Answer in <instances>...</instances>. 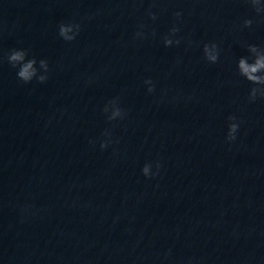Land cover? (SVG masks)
Listing matches in <instances>:
<instances>
[{"label":"clouds","instance_id":"clouds-1","mask_svg":"<svg viewBox=\"0 0 264 264\" xmlns=\"http://www.w3.org/2000/svg\"><path fill=\"white\" fill-rule=\"evenodd\" d=\"M247 3L255 10L257 14L264 13V4L261 0H246ZM149 18L156 20L157 16L151 10L148 12ZM174 16L179 20L182 13L177 11ZM253 21L251 19H245L243 22L244 27H251ZM144 25H140L135 33L136 39H144L145 33L143 31ZM81 30V26L78 23H61L58 29V35L66 42H71L76 39ZM180 28L174 24L168 34L162 38V42L165 47H171L179 45L181 40L176 37ZM152 35H155L153 32ZM191 44V41H189ZM248 56H241L237 61L238 75L246 79L253 87L250 88L248 93V101L254 103L258 98L264 99V46H257L254 44L247 45ZM204 58L209 63H216L219 59V46L215 42L205 43L203 45ZM29 52L27 49H13L7 56L8 63L17 69V78L25 84L31 83L36 80L39 83H44L48 79L49 63L45 59L39 61L35 58H28ZM144 83L148 86L147 91L152 93L155 91L154 82L151 79H147ZM106 114V118L109 122L122 120L126 117V111L120 106L119 98H113L108 101L102 109ZM228 131L226 139L229 143L234 142L237 139V134L240 129V123L238 118L234 115L228 117ZM102 135L105 139L100 141V149L105 150L114 141L112 140L111 132L105 130ZM119 141H115L118 143ZM94 143V141H90ZM161 164L159 161L155 162V171H153V163H145L141 169V173L145 178H153L159 175Z\"/></svg>","mask_w":264,"mask_h":264}]
</instances>
